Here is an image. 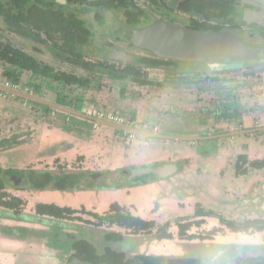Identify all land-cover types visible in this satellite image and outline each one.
Returning a JSON list of instances; mask_svg holds the SVG:
<instances>
[{
	"label": "flooded vegetation",
	"instance_id": "flooded-vegetation-1",
	"mask_svg": "<svg viewBox=\"0 0 264 264\" xmlns=\"http://www.w3.org/2000/svg\"><path fill=\"white\" fill-rule=\"evenodd\" d=\"M51 1H54L56 5L66 7L68 3L60 4L56 3V1L79 0ZM91 1H93L91 6L98 13L111 14L114 17L112 23L108 25V31H106V29L103 30L106 27L107 19L104 16L97 18L99 30L102 32L99 35L102 36L103 40L102 45H98L103 54L102 56L95 57V59H98V63L91 60L93 57L88 59L82 52V47L91 43L94 34L91 29L88 28L87 22L76 14L64 13L65 16L73 15L84 23L88 30V35L86 36L88 40L86 42H77L74 46L75 49L73 53L70 49L54 48L52 42H49L50 40H48L47 37H43V39L46 40L44 44L42 41L25 38L17 33L18 36L24 39L49 46L54 51L53 57L55 60L59 61L60 67L71 66L73 69L88 74V78L84 79L77 76L75 73L58 71L52 66L41 64L31 55L18 49L36 60L40 68L48 69L49 73L47 75L35 74L26 72L15 66L14 68L16 70L14 74H5L11 81L9 80L5 83L0 81V84L19 89L22 92L40 97L53 104L73 108L93 118L111 120L135 128L172 136H182L166 132V130L170 128V124H180L178 121L165 122L162 120L163 123H161V126L154 128L146 125V121L138 122L135 118H132L129 123H126L119 115L113 116L95 109L94 111H85L84 108L67 104L66 100L60 97V93H58L57 95L59 96L55 98V94L53 93H50V96H48L47 90L38 91L36 86L26 83L19 76V72L48 79L52 78L56 84L66 89L75 87L89 88L93 80L97 82L107 81L109 84L124 85L126 88L131 86L137 90H145L146 93L153 92L164 97V99H161V102H224L218 105L219 107L216 108L217 112L215 111L212 113L204 109L201 112L202 116L195 121L185 120L186 122H182V125L189 124L192 127L191 133L183 136H205L209 134L219 135L229 133L239 134L220 139L197 142L168 141L124 133L118 129L99 125L88 119L54 110L37 102L11 96L13 98L12 101L16 102L19 108H27L29 105L39 106L46 109L51 115L61 116V118L65 120H73L78 125L83 123L93 127H104L114 130L125 137L123 140L126 141L129 146L133 141L134 143H139L141 139L159 140L167 144L174 143L178 145L219 142V147L225 151L252 148L258 155L264 153L261 150V145L257 147V144L250 140L246 141L242 146H240V141H233L231 143L224 142L227 139L240 140L255 135L258 136V140L260 136L264 138V130H260L264 128V4H259V2L256 1L243 0ZM102 2H111L112 4L119 5V7L101 8L99 4ZM156 24H164L176 29H183L198 34H230L235 42L244 44L248 50L241 58L230 61H226L222 58L182 60L161 57L148 49H143L141 46L145 41L144 31ZM62 37L59 44L64 47L67 41L64 36ZM33 50L40 54L43 53V51L35 47ZM114 51H120L130 55L131 58L129 57L127 59L128 63L109 60V54ZM108 69H113L116 73H126L128 76L123 79L115 78L109 73ZM150 70L163 73V77L156 79L150 78L148 74ZM129 72L132 74L129 75ZM63 75L77 76L84 85L68 86ZM0 95L4 97L6 94L0 92ZM7 96L8 98L6 100L10 97L9 95ZM16 100H22V103L19 104ZM259 101L262 102L261 105ZM236 102H247L249 105L239 106L236 105ZM12 118L17 117L15 116ZM164 124L168 127H165ZM13 126L14 124L11 123L10 119L0 115V202L4 201L13 205H16L19 201L21 202L18 205L19 209H9L0 205V264H10L12 261L23 264V258L30 254L29 247H33L31 245L35 242H37L38 245L40 244L43 248L38 247L40 251L37 252L39 255L34 264H59L65 260L59 258L57 252L54 250V246L60 245V243L53 245L54 241L51 239L53 224L51 222L56 221L62 226H74L79 230L88 227L93 221L98 222L99 220L96 219L94 215H99V213L91 211L88 209V206L91 207L95 202L99 205H101L100 202H105L106 193L103 194V191L106 192L127 186L128 175L125 173L124 169H111L102 172L101 175L94 174L91 172L92 170L89 164L83 167L81 165L80 168H74L73 166L70 168L67 165L68 163H63L66 159H58V157L56 161L59 163L54 164L48 161L40 165H35V161L6 164L4 158L8 157L14 149L18 150L21 146L24 147V144H26V146L27 144H34V146L38 145L37 142H33V140L35 139L34 135L37 133L36 130L39 129V127L32 125L23 126L17 133L15 137L16 140L12 141V137L15 133H6V130L9 127L13 128ZM62 126L66 127L65 124ZM262 143H264V141ZM229 144H231L232 147H229ZM45 145L44 154L49 155L51 146L46 143ZM25 149L28 150L27 147ZM191 149H194V147L191 146ZM201 150L205 151L207 148ZM37 151L40 152L42 150L37 149ZM241 157L245 158L241 160ZM45 159L47 160L46 156ZM189 161V159L177 161L181 162L182 165L180 174L187 169ZM10 165L13 166L7 167ZM226 165L229 166V163H225V166ZM229 171L230 169H227L222 177H225ZM233 176L235 180L240 182L243 181L242 179H244L245 182H251L254 179H263L264 181V156L261 159L252 160L248 154L241 153L234 163ZM99 180H102L104 184L99 185ZM40 192L66 193L63 199H68V202H61L57 199L62 206L58 203H40ZM30 193H33L34 197H30ZM94 193H99V195L95 196ZM91 194L94 200H91ZM30 198L31 201H28ZM106 201L109 202L106 211L117 203H111V199H107ZM85 203L88 206H86ZM238 204L239 206H233L231 208L233 210L225 213L223 212L222 214L205 209V207L201 205H195L189 209L182 207L177 208L175 214H181H176L177 219L174 228L177 230V234L176 237H174L170 233L173 237L172 240H176L178 243L197 242L207 247L215 246L217 241H225L224 244L220 245V251L223 253L222 259L226 264H264V183L256 196L249 200L246 199L243 202L239 201ZM39 205H53L61 210L69 209L74 212V216L68 218L67 213H64V218L40 215L37 212V207ZM29 206L32 207L31 210L28 209ZM94 208L96 207L94 206ZM7 215H11L12 218L22 221L10 219ZM85 216H87V218ZM145 220L155 222L154 220ZM211 221H213V223H211ZM166 224L170 225L169 222L165 223V225ZM94 227L102 228L103 226ZM162 227H160L158 231ZM106 228L116 229L115 232L120 233L124 230L116 225H109ZM158 231L154 235L155 240L159 239ZM128 232L127 235L122 233L124 235L123 242L128 239H133L136 241L135 246H137L139 237L133 236L130 231ZM68 237L72 240V246L76 242L82 240L77 237L73 238V236L70 235H68ZM163 240L168 241L170 239ZM24 245L25 247L29 246L26 247L28 249H23L22 247ZM115 245L116 244L107 242V246ZM132 251L127 253L131 257L149 256L134 255ZM73 255L74 251L73 254L69 256L68 263L66 264L82 263L79 260L72 259ZM31 256L30 254L29 257ZM171 259L177 262L182 261V264H205L206 258L203 255H199L198 257Z\"/></svg>",
	"mask_w": 264,
	"mask_h": 264
},
{
	"label": "rangeland",
	"instance_id": "rangeland-1",
	"mask_svg": "<svg viewBox=\"0 0 264 264\" xmlns=\"http://www.w3.org/2000/svg\"><path fill=\"white\" fill-rule=\"evenodd\" d=\"M3 1L6 2L8 0ZM43 2L46 4L54 3V1L51 0H43ZM92 3L93 1L91 0L66 1V7L54 4L53 9L55 11H62L65 14H76L87 22V26L93 32L94 37L90 44L82 47V52L88 59L93 57L91 60L98 63V59H95V57L102 56L103 54L100 47H98V45H102L103 40L102 36L99 35L102 32L99 30L97 18L104 16L107 19L106 27L103 30L106 29V31H108V25L112 23L114 17L111 14L98 13L91 6ZM34 4H37L36 1H30V6ZM0 42L2 44H10L20 49L37 59L41 64L52 66L58 71L75 73L77 76L84 79L89 77L85 72H80L79 70L73 69L71 66L60 67L59 61L55 60L53 57L54 51L49 46L38 44L36 41L33 42L18 36L14 28L7 24L5 19L1 16ZM34 47L40 49L43 53H37L33 50ZM15 70L14 67L0 60V81L4 83L8 82L10 79L7 78L5 74H14ZM148 74L152 79L163 77V73L157 71L150 70ZM19 76L26 83L36 86L38 91L47 90L48 96H50V93H53L56 98L59 96L57 94L60 93V97L66 100L67 104L71 106L84 108L85 111H94L95 109L109 115H119L126 123H129L132 118H135L138 122L146 121V125L155 128L161 126V123H163L162 120L165 122L178 121L180 124H170L171 126L166 132L182 136L192 131L191 125H182V122L185 120L195 121L202 116L201 112L204 109L205 111L209 110L213 113L217 110L216 108L219 107L218 105L224 103L209 101L161 102V99H164V97L153 92L146 93L145 90H137L131 86L126 88L124 85L109 84L107 81L97 82L93 80L89 88L75 87L66 89L56 84L52 78H43L24 72H19ZM7 98V95H4V97L0 95V115L10 119L11 123L14 124L13 128L9 127L6 130V133H15L12 137L13 140H10H16L15 137L23 126L32 125L39 127V129L36 130L37 133L34 135L35 139L33 140V142H37L38 145L34 146V144H27L26 146V144H24V147L21 146L18 150L14 149L8 157L4 158L6 164L25 163L28 161H35V165L44 164L47 161L54 164L59 163L56 161L58 157V159H66L63 163H68L67 165L70 168L71 166L80 168L81 165L83 167L89 164V166H91V172L101 175L102 172L111 169H124L125 171H129L131 168L163 165L186 159L190 160L187 169L180 175L150 184L134 187L127 185L119 189L106 192L103 191V194L106 193V195L105 202H100L101 205L95 202L94 205L90 207L85 203L91 211H95L99 213V215H105L109 213L111 209L106 211L109 203L106 200L111 199V203H120V206L128 209L134 216L147 220H154L156 222L157 227L153 230L152 234H139L138 245H134L135 248L132 251L134 255L166 256L169 258L204 256V250L208 247L200 243H178L176 240L172 239L168 241L163 239L155 240L154 235L160 227L169 222V233L176 237L177 230L174 228L177 219L176 214H181H175L177 208L182 207L189 209L195 205H201L205 207V209L222 214L223 212L225 213L233 210L231 209L233 206H239V201L243 202L246 199L249 200L256 196L264 183L263 179H254L251 182H245L244 179L240 182L234 179V163L241 153L248 154L252 160L261 159L264 156V153L258 155L252 148L225 151L219 147V142L178 145L148 139H141L139 143H134L133 141L129 146L127 142L123 140L125 137L114 130L104 127H93L83 123L78 125L73 120H65L61 118V116L51 115L46 109L39 106L29 105L27 108H19L16 102L12 101L13 98L11 96L8 100H6ZM16 101H18L19 104L22 103V100ZM259 103L261 105L262 102L259 101ZM236 105L249 104L247 102H236ZM15 116L17 118H12ZM63 124H65L66 127L62 126ZM164 125L168 127L166 124ZM257 137L258 136L255 135L247 139H227L224 142L231 143L233 141H240V146H242L246 141L250 140L257 144V147L261 145V150L264 152V143H262L264 138L260 136L258 140ZM45 143L51 146L49 155L44 154V149L46 147ZM191 146H193L194 149H191ZM228 146L232 147L231 144ZM26 147L28 150L25 149ZM205 148H207V150H201ZM37 149L42 151L38 152ZM225 163H229V166H225ZM11 166L13 165L7 167ZM227 169H230V171L225 177H222ZM98 184L103 185L104 182L99 180ZM99 193H94V195H99ZM65 194L66 193L62 192H40L39 202L44 204L58 203L62 206L59 203L60 201L68 202V199H63ZM30 197H34L33 193H30ZM91 198V200H94L92 194ZM57 199L60 201H57ZM28 201H31V198ZM31 206L28 207L29 210L32 209ZM94 206L96 208H94ZM7 217L16 221H22L12 218L11 215H7ZM85 217L87 218V216ZM51 223L53 224L51 239L54 241L53 245L60 243V245L54 246V250L57 252L59 258L65 260L61 262L62 264L68 263L69 256L73 254L72 240L68 235L73 236V238L77 237L93 242L98 252L102 254L107 246L106 236L116 231V229L106 228L109 226L108 224H104L102 228L94 227L99 221H93L91 225L81 230L74 226H62L56 221ZM211 223H213V221H211ZM122 233L127 235L129 232L123 230ZM31 246L33 247H26H29V253L32 256L29 257L30 254L26 255L23 258V262L21 258L20 260L23 264L36 263L39 255L37 252L40 251L38 247L43 248L40 244L38 245L37 242L33 243ZM26 247L24 245L22 248L28 249ZM10 264H18V262L12 261Z\"/></svg>",
	"mask_w": 264,
	"mask_h": 264
},
{
	"label": "trees",
	"instance_id": "trees-1",
	"mask_svg": "<svg viewBox=\"0 0 264 264\" xmlns=\"http://www.w3.org/2000/svg\"><path fill=\"white\" fill-rule=\"evenodd\" d=\"M37 4L30 6L29 0H8L4 2L0 0V16L5 19L16 33L25 38L36 41H42L44 44L47 37L56 49H70L74 52L77 42H86L88 38V30L84 23L73 15L65 16L62 11H55L53 4H46L43 1H36ZM101 8H118L119 5L110 3H100ZM66 38L67 43L64 47L60 46V39ZM0 60L12 67H19L26 72L35 74H48V69H42L33 58L26 53L14 48L10 44H2L0 42ZM86 66V65H85ZM133 69V68H132ZM109 73L115 78L123 79L128 74L116 73L113 69H108ZM132 73L129 72V75ZM64 76V75H63ZM64 80L68 86L84 85V83L74 75L64 76ZM245 157H241L243 160ZM1 174V171H0ZM2 186V184H1ZM8 202H0V205L9 209H19L18 205ZM37 212L40 215H50L57 218H64V213L68 214V218L74 216L72 210H61L55 206L39 205ZM99 223L98 227L104 224L116 225L117 227L130 231L133 236H139L141 233L152 234L157 225L153 221H146L138 216H134L129 210L115 203L111 206L110 212L105 215H94ZM170 225L166 224L158 231L159 239H173L169 233ZM108 243L119 245L124 241V235L120 232H112L106 236ZM115 245V246H116ZM115 246H107L104 253L100 254L97 247L89 240L82 239L72 248L74 255L72 259L79 260L88 264H182V261H175L164 256H134L131 257L117 249Z\"/></svg>",
	"mask_w": 264,
	"mask_h": 264
},
{
	"label": "water",
	"instance_id": "water-1",
	"mask_svg": "<svg viewBox=\"0 0 264 264\" xmlns=\"http://www.w3.org/2000/svg\"><path fill=\"white\" fill-rule=\"evenodd\" d=\"M256 1L264 4V0H243ZM56 3L65 4L66 1H56ZM264 6V5H263ZM145 41L141 45L143 49H148L154 54L165 57L182 60H207L222 58L226 61L241 58L248 50L244 44L235 42L230 34H198L191 33L183 29H176L164 24H156L144 31ZM127 55L120 51H114L109 54V60L121 61L128 63ZM131 58V57H130ZM0 92L6 95L25 99L31 102H37L48 106L54 110L62 111L70 115L81 117L96 122L99 125L118 129L121 132L129 134H137L149 138H158L164 140H173L177 142H197L211 139H220L229 136H235L239 133L205 135V136H172L157 132L147 131L141 128H135L111 120L101 118H93L85 115L73 108L63 105L53 104L45 99L34 96L29 93L20 91L19 89L0 84ZM260 130H264L261 128ZM245 133V132H244ZM182 170L181 162L166 163L163 165H150L146 167L131 168L125 171L128 175L127 185L130 187L154 183L160 180H167L173 176L180 174ZM136 241L128 239L116 246L117 249L124 253L133 250Z\"/></svg>",
	"mask_w": 264,
	"mask_h": 264
},
{
	"label": "clouds",
	"instance_id": "clouds-1",
	"mask_svg": "<svg viewBox=\"0 0 264 264\" xmlns=\"http://www.w3.org/2000/svg\"><path fill=\"white\" fill-rule=\"evenodd\" d=\"M225 241H217L215 246H210L204 250L205 264H226L222 259L223 253L220 251V245Z\"/></svg>",
	"mask_w": 264,
	"mask_h": 264
}]
</instances>
